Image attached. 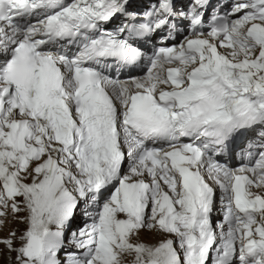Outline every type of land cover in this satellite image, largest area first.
Here are the masks:
<instances>
[{
	"label": "snow or ice",
	"instance_id": "1",
	"mask_svg": "<svg viewBox=\"0 0 264 264\" xmlns=\"http://www.w3.org/2000/svg\"><path fill=\"white\" fill-rule=\"evenodd\" d=\"M0 264H264V0H0Z\"/></svg>",
	"mask_w": 264,
	"mask_h": 264
},
{
	"label": "bare ground",
	"instance_id": "2",
	"mask_svg": "<svg viewBox=\"0 0 264 264\" xmlns=\"http://www.w3.org/2000/svg\"><path fill=\"white\" fill-rule=\"evenodd\" d=\"M217 206H219V203H217Z\"/></svg>",
	"mask_w": 264,
	"mask_h": 264
},
{
	"label": "rangeland",
	"instance_id": "3",
	"mask_svg": "<svg viewBox=\"0 0 264 264\" xmlns=\"http://www.w3.org/2000/svg\"><path fill=\"white\" fill-rule=\"evenodd\" d=\"M217 203H219V202L217 201Z\"/></svg>",
	"mask_w": 264,
	"mask_h": 264
}]
</instances>
